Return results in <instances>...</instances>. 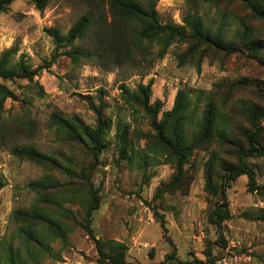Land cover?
<instances>
[{
    "label": "rangeland",
    "instance_id": "1",
    "mask_svg": "<svg viewBox=\"0 0 264 264\" xmlns=\"http://www.w3.org/2000/svg\"><path fill=\"white\" fill-rule=\"evenodd\" d=\"M98 1L51 0L40 11L30 0H16L0 13V57L6 50L14 49V62L24 59L32 69L43 67L32 81L0 78V83L16 94L15 98L6 100L0 118V176L5 183L0 190V241L15 247L25 246L23 228L28 225L15 217V210L32 209L38 204L62 217L60 206H63L72 213L69 245L63 247L60 241L51 243L63 259L43 258L42 264H100L95 241L80 226L86 218L84 194L77 196L67 187L50 184V181L60 185L69 183L78 189L75 183H82L83 179L73 177L67 168L20 159L11 150L16 145L28 144L55 156L65 167L77 170L92 166L96 163L93 155L60 131L51 116L58 112L65 118L76 117L94 125L95 113L85 96H92L96 104L102 96L104 114L112 119V127L107 136L111 145L102 152L98 161L101 164L90 177L102 198L92 224L96 235L125 242L131 264H162L172 254L180 260L201 258L208 264H264V198L248 191V177H239L228 190L232 217L224 225L228 242L225 246L218 228L208 220L211 201L204 165L211 148L195 151L185 165L191 181L185 191L159 196L158 191L176 172L175 163L156 147L147 145V138L141 134L151 132L149 119L140 107L131 106L123 98L121 90L123 84L136 90L140 84L153 80L151 101L154 104L162 100L164 110H169L181 88L211 90L218 86L226 90L240 85L226 90L231 101L264 107V62L251 56L242 44L232 53L212 50L202 59L204 50H195L196 45L193 47L189 39L173 42L163 57L158 53L159 43L145 41L134 47L136 59L125 63L87 59L74 62L65 52L71 49L68 47L63 48L55 63L46 67L55 52V44L46 29L56 27L66 34ZM139 1L146 6L155 3L163 25H183L188 13L195 12L211 29L225 33L227 39L246 30L264 42V22L241 0ZM94 36L88 32L74 46L96 52ZM260 56L264 59V51ZM193 100L200 103L199 111L202 110L205 96L198 99L194 93ZM192 127L189 126L190 132ZM125 128L130 138L136 139L138 134L140 139L134 144L131 161L122 159L116 143L117 133ZM248 159L256 167L259 183L264 184V158ZM39 181H46L52 187L41 193L32 186ZM45 197L52 203L41 201ZM162 216L166 229L162 226ZM35 228L40 230V226ZM209 243L213 260L205 254Z\"/></svg>",
    "mask_w": 264,
    "mask_h": 264
},
{
    "label": "trees",
    "instance_id": "2",
    "mask_svg": "<svg viewBox=\"0 0 264 264\" xmlns=\"http://www.w3.org/2000/svg\"><path fill=\"white\" fill-rule=\"evenodd\" d=\"M14 1L16 0H0V13L5 12ZM30 1L40 11L45 10L51 2V0ZM241 1L255 17L264 22V0ZM184 22L183 25L172 23L163 25L155 3L146 6L139 0H99L92 4V8L86 11L66 34L56 27L46 29L55 44L54 55L46 67L55 63L63 53V48L68 47L71 49L65 52L74 62L87 59L99 63H107L111 60L125 63L136 59L134 47L145 41L151 44L159 43L161 48L158 53L163 57L173 42L189 39L192 40L193 47L196 45L195 50H204L202 59L212 50L232 53L239 48V44H242L251 56L264 62L260 56L264 51V42L261 39L256 40L246 30L239 32L235 38L227 39L225 33L211 29L203 17L195 12H189ZM88 32H93L95 35L96 52L74 46L75 42L83 39ZM14 54L15 50L9 49L1 55L0 78L34 80L43 67L32 69L24 59L14 62ZM153 84L151 80L148 84H140L136 90H131L123 84L121 90L123 98L131 106L140 107L149 119L151 132L141 134L147 138V145L156 147L168 160L175 163L176 172L172 180L158 191V195L185 191V186L189 187L191 183L185 165L191 161L195 151L209 150L210 147L212 152L204 165L206 190L211 196H209L211 206L208 220L218 228L221 242L226 246L228 242L225 239L224 225L232 217L228 190L234 182L243 175L247 176L248 191L264 198V184L259 183L256 167L248 159L264 158V107L255 103L248 104L246 101H231L226 90L230 91L240 86L235 85L226 90H220L222 88L218 86L211 90L181 88L172 108L164 110V101L158 99L154 104L151 101ZM194 93H197L198 99L204 96L206 98L200 111V103L197 101L195 103L193 100ZM9 97L15 98L16 94L0 83V118ZM85 99L95 113L94 125L85 124L76 117L65 118L58 112L52 114L51 120L60 131L88 149L96 161L92 166L77 170L75 167H65L55 156L28 144L14 146L11 153L20 159L52 168H67L73 177L83 179L81 184L75 183L78 189L69 183L60 185L50 181V184L64 189L67 187L77 196L84 194L86 218L80 226L95 241L97 261L100 264H131L128 261L127 244L116 239L98 237L92 225L102 198L95 190L90 177L93 169L101 164L98 161L102 152L111 145L107 136L112 127V119L104 114L102 96L99 104H96L95 99L90 95H86ZM194 105L197 108H194ZM190 125H193L192 132L189 131ZM139 140L138 134L136 139L130 138L127 135V128L117 133L116 143L122 159L130 161L133 159L136 148L134 144ZM62 155L66 157L64 153ZM69 162L73 163L71 159ZM47 183L39 181L34 182L32 186L41 192L52 187ZM4 185L0 176V190ZM213 198L217 199L214 201ZM41 201L52 203L48 197ZM60 207L63 218L38 204L32 209L15 210L13 213L15 217L28 225L23 228L25 246L15 247L1 240L0 264H42L43 258L62 260V253L57 252L51 243L60 241L63 247L69 245L72 213L69 209ZM161 220L162 226L166 229L163 216ZM74 223L78 224L75 220ZM36 226H40V230L36 229ZM205 254L210 258L213 255L211 243L208 244ZM176 258V255L172 254L167 258V262L165 260L162 264H208L201 258L193 260Z\"/></svg>",
    "mask_w": 264,
    "mask_h": 264
}]
</instances>
